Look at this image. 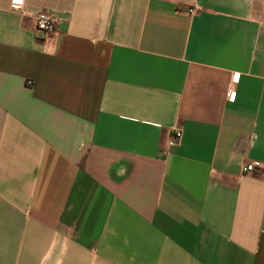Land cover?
Here are the masks:
<instances>
[{"label": "crops", "instance_id": "obj_1", "mask_svg": "<svg viewBox=\"0 0 264 264\" xmlns=\"http://www.w3.org/2000/svg\"><path fill=\"white\" fill-rule=\"evenodd\" d=\"M256 159L264 0H0V264H264Z\"/></svg>", "mask_w": 264, "mask_h": 264}, {"label": "built area", "instance_id": "obj_2", "mask_svg": "<svg viewBox=\"0 0 264 264\" xmlns=\"http://www.w3.org/2000/svg\"><path fill=\"white\" fill-rule=\"evenodd\" d=\"M23 3V0H11V6L13 9H20L21 5ZM197 7H189V12H194ZM36 20V28L38 31L43 32L45 34H48L56 29L58 17L46 10H41L36 14L35 17ZM235 79L238 78L237 75L234 76ZM182 137V129L176 127L173 129L171 136L168 139V146L171 148L172 146H175L179 144V141ZM264 168V164L256 159L251 161H244L242 163V171L243 173H249L256 169Z\"/></svg>", "mask_w": 264, "mask_h": 264}]
</instances>
